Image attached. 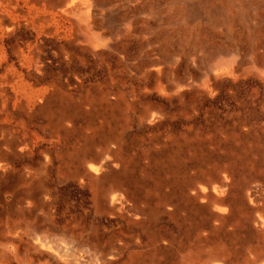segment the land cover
<instances>
[{
  "label": "rangeland",
  "instance_id": "1",
  "mask_svg": "<svg viewBox=\"0 0 264 264\" xmlns=\"http://www.w3.org/2000/svg\"><path fill=\"white\" fill-rule=\"evenodd\" d=\"M86 2L96 13L92 35L103 33L107 41L96 47L88 40L85 2L68 0L64 18L72 40L44 38L42 44L44 75L54 81V95L34 117L20 122L26 132L53 139L54 147L45 144L54 148L53 163L42 170L46 153H38L40 148L14 163L18 169L30 164L36 174L26 169L0 174V213L23 196L19 188H41L55 205L58 222L98 227L87 230L98 244L120 228L115 219L94 212L92 188H124L155 213L145 229H138L146 247L137 264H144L145 256V264H173L174 256L168 260L158 245L171 238L175 247V237L184 245L187 264H214L210 256L220 252L222 241L231 264L262 263L264 236L251 222L264 213V202L257 211L246 193L257 187L264 199V0ZM32 39L23 29L12 40ZM103 92L118 93L115 106L107 108ZM46 109L56 115L66 109L73 121L63 127L54 117L53 132ZM109 149L124 167L118 178L106 177L96 187L84 170L111 159ZM80 150L85 155H77ZM226 172L232 190L225 199L234 208L227 233L214 231L219 222L199 205L182 212L185 220L157 208L171 196L178 200L184 188H214ZM12 188H18L16 194ZM34 195L42 196L37 190ZM78 240L68 239L76 250L82 249ZM149 241L155 245L148 249ZM89 249L85 254L93 256Z\"/></svg>",
  "mask_w": 264,
  "mask_h": 264
},
{
  "label": "bare ground",
  "instance_id": "2",
  "mask_svg": "<svg viewBox=\"0 0 264 264\" xmlns=\"http://www.w3.org/2000/svg\"><path fill=\"white\" fill-rule=\"evenodd\" d=\"M67 1L0 0V131L2 132L0 174L20 169L28 170L30 176L36 174L30 164H25L18 169L14 163L16 159L31 157L40 148L38 153L47 154L44 155L42 170L46 171L53 163L50 154L54 148L45 146L48 144L54 147L53 139L48 141L47 134H44V137H37L38 135L34 132H26V127L20 125V122L25 117H34L38 109L49 105L54 95V81L50 82V78H45L44 75L45 67L41 62L42 44L44 38L63 41L64 44L72 40V29L64 18V14L69 12L66 8ZM84 2L87 13L83 23L86 31L89 32L87 38L99 47L107 39L103 33L92 35V27L96 26L94 19L96 13L92 14V4L86 0ZM59 4L62 5V9H57ZM23 29H29L33 39L23 43L13 42V37ZM117 94L113 95L110 92L101 94V100L107 108L116 105ZM121 98L119 97L120 100ZM49 111L44 110L45 116L48 117V124L53 127V132L54 117L57 119L56 124L60 123L63 127H67V121H73L66 109L59 111L57 115L54 114L55 111ZM154 118H156L155 115ZM3 132L8 134L5 135ZM53 132L48 134L54 136ZM108 152L113 154L111 159L96 160L95 164L84 170L87 179L96 187L106 177H117L124 167V165L122 167L121 157L117 156L115 151L109 149ZM81 154L85 155L84 150L77 153V155ZM72 158L73 156H70L69 160ZM28 176L25 175L23 179ZM222 178L214 188H184L186 193L179 191L178 193L183 196H179L178 200L171 196L160 201L157 208L159 211L164 210L172 218L181 216L184 220L182 212L189 206L192 209L203 208L215 221L219 222L217 223L219 225L212 229L227 233L228 227L231 226L227 216L234 208L232 203L225 199V195L232 190L230 188L232 176L226 172ZM17 189L12 188V193L16 194ZM36 190L39 195H42L41 188H27V190L19 188L23 196L18 197L15 206H6L7 211L0 213V264H137L139 254L142 255V248L146 247L145 241H139L141 239L138 229H145L155 215L150 209L142 207L143 205L139 203L140 199L135 198L124 188H92L94 212L100 216L115 219L113 225L116 224L120 228L113 231V235L105 237L103 241L96 244L97 236H94L91 231L87 232L92 227H88L86 222L76 225H72L71 222L63 224L58 222L53 212L55 205H49L50 201H47L49 194L36 198L34 195ZM1 193L0 189V198ZM246 194L251 202L250 206H254L257 211H263L261 206L264 199L259 188H251ZM32 198L36 199V204L32 202ZM145 200L150 203L147 199ZM37 204H41L42 207L36 209ZM251 226L257 235L264 236V213L253 218ZM92 229L96 232L98 227ZM70 238H78L82 249L76 250L78 247L71 245L68 241ZM220 242L221 240L215 244ZM173 244L174 241L169 238L158 246L162 248L161 251H166L168 260H172L174 256L173 264H187L188 259L187 261L185 259L183 243H177L175 237L176 246L173 247ZM154 245L153 241L147 243L148 249ZM86 246L94 250L93 256L85 254ZM219 246L220 252L211 255V261L214 264H231V260H227L229 255L227 245L222 241ZM145 261L146 256L144 264ZM258 264H264V260L262 263L258 261Z\"/></svg>",
  "mask_w": 264,
  "mask_h": 264
}]
</instances>
